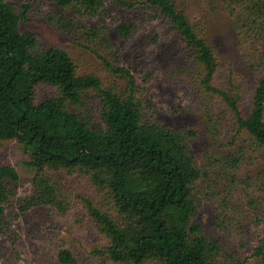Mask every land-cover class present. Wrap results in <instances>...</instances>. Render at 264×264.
Masks as SVG:
<instances>
[{
  "label": "trees",
  "instance_id": "1",
  "mask_svg": "<svg viewBox=\"0 0 264 264\" xmlns=\"http://www.w3.org/2000/svg\"><path fill=\"white\" fill-rule=\"evenodd\" d=\"M47 1L64 9L76 6L91 17L110 1L126 11H151L152 19L168 20L191 51L201 89L226 108L235 122V134L246 133L251 145L264 151V62L248 113L240 83L230 82L226 88L216 83L220 63L204 37L205 25L192 24L175 0ZM222 3L229 16L242 18L243 31L264 43V0ZM21 19L7 0H0V142L20 146L32 175V196L24 200L21 211L49 206L60 218L81 223L90 219L105 240L90 255L103 264H223L220 242L207 237L197 220L205 193L195 187L199 182L209 184V173L190 150L196 131L148 120L146 93L129 70L100 57L112 73L125 77L122 89L105 86L97 75H80L67 51L43 49L39 36L22 33ZM58 19L64 30L75 28L64 14ZM116 31L123 38L135 32L127 24ZM89 36L99 33L93 30ZM101 42L109 47L106 36ZM39 88L48 91L40 103ZM90 93L101 100V125L96 129L71 111L84 108ZM217 126L210 119L208 127L214 135ZM220 161L224 169L233 171L242 164L234 154ZM58 171L88 177L102 195L100 203L80 197L85 215L73 214L70 199L50 177ZM19 180L14 166H0V234L11 229L10 205L16 193L8 183ZM238 182L250 183V189L257 186L251 179ZM57 258L60 264L77 263L76 255L66 248ZM254 258L255 264H264V237L254 249Z\"/></svg>",
  "mask_w": 264,
  "mask_h": 264
},
{
  "label": "rangeland",
  "instance_id": "2",
  "mask_svg": "<svg viewBox=\"0 0 264 264\" xmlns=\"http://www.w3.org/2000/svg\"><path fill=\"white\" fill-rule=\"evenodd\" d=\"M175 1L192 24L205 25L204 37L220 63L216 83L221 88L230 82L240 83L249 113L264 67V43L241 29L242 18L229 16L222 0ZM7 2L22 16L21 32L39 36L43 49L67 51L80 75H97L105 86L124 88L125 77L112 73L100 57L105 58L113 66L129 70L145 91L148 120L196 131L190 150L209 173V184L199 182L195 187L205 193L197 220L207 237L220 242L223 264H255L254 249L264 237V151L252 146L246 133L235 134V122L226 108L201 89L191 51L170 22L161 17L152 19L151 11L123 10L110 1L96 17L84 15L76 6L64 9L47 0ZM60 14L75 28L64 30L58 22ZM121 24L132 26L133 36L121 37L116 31ZM93 30L99 36L90 37ZM102 36L108 38L109 47L101 42ZM47 94L46 89L39 88V103ZM85 100L84 108L71 111L85 117L96 129L101 125V100L92 93ZM210 119L218 124V138L209 130ZM232 154L242 160L235 171L220 164ZM27 160L16 142H0V166L12 165L20 176L18 182L8 183L16 194L10 205L11 229L0 234V264H60L57 255L65 248L76 255V264H103L90 255L95 247L105 244L90 219L81 223L71 217L60 218L49 206L21 211L33 190L32 175L24 164ZM50 177L70 199L75 215H85L80 197L96 204L102 199L86 176L58 171ZM247 179L257 186L250 189V183L238 182Z\"/></svg>",
  "mask_w": 264,
  "mask_h": 264
}]
</instances>
